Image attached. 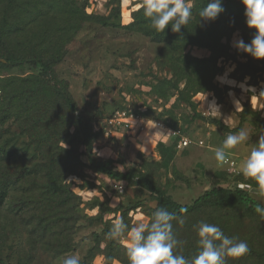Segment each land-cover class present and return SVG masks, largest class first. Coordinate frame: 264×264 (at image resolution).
I'll return each mask as SVG.
<instances>
[{"label": "rangeland", "instance_id": "1", "mask_svg": "<svg viewBox=\"0 0 264 264\" xmlns=\"http://www.w3.org/2000/svg\"><path fill=\"white\" fill-rule=\"evenodd\" d=\"M142 3L121 0V15L111 20L119 28L113 29L99 21L112 17L119 6L114 0H16L15 4L0 0V163L6 170L14 174L42 160L50 162L52 155L37 151L24 130L43 137L56 127L60 133L53 134L49 145L54 148L53 165L64 169L71 159L65 151L71 148L89 165L90 153L81 135L76 136L81 130L67 122L58 128L54 120L58 112L51 100L58 85L77 104L75 118L90 125L95 159L113 160L117 170L150 179L177 203L192 205L214 188L255 186L254 180L241 174L259 130H264L254 116L242 125L251 134L247 144L226 150L222 164L214 154L228 134L239 131L246 110L264 120V96L259 97L264 82L256 85L249 76L239 80L237 63L216 57L208 48L158 36L148 24L142 29L140 25L147 22L138 7ZM229 3L223 0L224 11L209 22L228 32L217 29L219 34L211 35L206 30L204 35L216 37L246 63L247 54L234 46L236 40L245 41V8L236 6V1ZM202 4L207 5L205 0H194L192 12ZM191 20L208 26L198 16ZM8 57L20 62L13 64ZM41 60L50 62L51 75L45 73ZM213 104L220 114L205 112ZM45 106H50L49 115L53 113L51 123L37 124ZM67 130L76 138L57 142L67 137ZM56 159L61 160L59 165ZM62 177L71 192L70 203L52 210L29 207L46 195L48 182L41 170L27 171L15 185L8 184L0 198L4 262L61 264L66 256L76 254L80 264H129L126 241L106 234L116 219L129 228L150 223L158 208L156 197L135 183L115 181L88 167L79 175ZM241 189L261 202L249 189ZM49 214L57 216V222L44 232L39 222ZM182 218L183 225L173 222L177 238L183 241L176 254L191 258L198 252L197 226L205 220L248 243L249 253L228 258V264H264V218L254 212L241 205L206 207Z\"/></svg>", "mask_w": 264, "mask_h": 264}, {"label": "clouds", "instance_id": "2", "mask_svg": "<svg viewBox=\"0 0 264 264\" xmlns=\"http://www.w3.org/2000/svg\"><path fill=\"white\" fill-rule=\"evenodd\" d=\"M241 2L245 8L247 27L254 29L255 35L250 43L239 39L234 46L256 60H264V0ZM193 3L194 0H143L138 7L143 8V15L149 19L150 27L156 32L164 33L170 27L173 33L178 34L193 16ZM222 5L223 0H209L207 6L199 10L200 21L214 22L224 11ZM218 79L223 82L222 77ZM262 96L264 91L259 95ZM205 112L220 114L215 104L210 105ZM259 131L258 141L252 144L250 153L241 165L242 176L254 180L255 186L241 183L238 187L249 189L261 201L255 206L254 212L264 218V130ZM250 137V132L244 128L228 134L222 146L215 149V160L224 163L227 159L226 150L247 144ZM174 221L180 225L185 223L177 213L160 207L152 213L150 223L140 222L129 228L122 219H116L106 236L112 240L126 241L125 255L129 264H228V258L243 257L250 251L245 240L228 236L218 225L201 220L197 226L199 250L191 258H186L175 251L183 241L174 232ZM61 264H80V259L76 254L68 255Z\"/></svg>", "mask_w": 264, "mask_h": 264}, {"label": "trees", "instance_id": "3", "mask_svg": "<svg viewBox=\"0 0 264 264\" xmlns=\"http://www.w3.org/2000/svg\"><path fill=\"white\" fill-rule=\"evenodd\" d=\"M233 1H236V6L244 7L241 0H228L229 4L233 5ZM13 4H15L16 0H11ZM115 4L119 3L118 7H115L113 10V15L110 18H103L100 19L99 23L105 28H113L118 29L119 27L116 24H112L111 20L113 17L121 15V0H114ZM206 3L209 0H205ZM207 5L202 4V6H197L193 12L194 16L199 17V10ZM230 11H233L234 8H229ZM143 12V9H142ZM140 14H138L139 16ZM137 19V18H136ZM147 22H145L140 27L143 29L145 28L146 24L150 26V21L148 18ZM138 21L136 20V23ZM200 22L190 20V22L181 29L180 33H173L171 28L168 27L165 29L164 33H158L154 29L153 32L158 34V36H168L169 40H174L177 42H181L185 45H196L199 47H205L210 49V51L218 58L226 57L228 60H232L233 62L237 63L238 68L236 70L237 73L240 74L239 80H244L246 77H250V82H256L258 85L259 82H264V60H256L252 58L250 55H246L247 62L243 63L238 61L234 55L231 53V49L228 46H224L220 44L219 39L216 37L210 36L208 38L205 37V33L208 31L211 35H218L220 30L222 33H227V29L223 28V25H213V23H207L208 26L203 28L199 25ZM137 26V25H136ZM217 26V27H216ZM133 27V26H132ZM147 27V26H146ZM247 30L245 31V43H250L251 37L250 35H255V30L250 32L251 30L248 27H245ZM220 29V30H217ZM207 30V31H206ZM250 30V31H249ZM250 34V35H249ZM8 61L13 64L19 63L20 60L8 57ZM42 65L43 70L48 75L51 73V65L50 62L39 61ZM51 75V74H50ZM49 76V75H48ZM55 92V99L51 100V105H56V110L58 112L57 116H54L58 124V128L62 127V124L67 122V126L69 127H78L81 131L77 134L81 135L83 140V145L86 146L88 152L90 153L89 157V165L86 166L84 163L80 161V157L77 150H73V148L68 149L65 151L69 156H71L70 161L67 165L64 166V169L57 168L53 165V153L54 148L49 147L50 143L52 142V136L54 133L59 134L57 127L52 129L50 133L44 135L43 137L39 136L38 134H33L31 131L24 130L27 134L30 135V138L35 145L37 151L40 153H44L45 151L52 155V158L49 161L44 162L43 160L40 161L34 168H23V169H16L13 173L6 170L3 165L0 163V198L6 194V189L8 184H14L21 180L27 171H32L34 169H39L47 177L48 186L45 190V196L40 199L39 201H33L30 203L29 207L34 208L38 206L40 209L49 207L52 210V207H65L69 205V197L67 194L70 192L67 189V186L63 183L62 176H70V175H79V173L86 167L102 173L108 176L110 179L115 181H126L128 183H135L144 189L148 190L152 195L156 197V201L158 203V208L163 207L166 208L170 212H175L181 217H186L188 215L194 214L195 212L206 208V207H213V208H229L241 205L245 207L247 210L254 212V208L257 205V201L250 197L247 191L241 188L235 189H227V188H214L212 191L206 193L204 196L198 198L192 205L183 206L177 203L171 196H169L161 187H159L156 183L152 182L150 179L145 178L143 176H137L135 173L128 171V172H121L114 167L115 162L113 160H104V159H95L93 157V145H94V136L93 131L90 128V125L82 118H75V115L78 112L77 104L75 103L74 99L71 97L68 91L65 89H61L58 85L54 86ZM48 110H50V106H45L43 110V116H41L40 121L37 124H50V116L48 114ZM65 114V115H64ZM254 116L256 121L260 124V126L264 127V120L258 113H254L253 111L246 110L241 116V124L238 130L242 128L243 122L246 120L247 117ZM48 118V119H47ZM48 127V126H47ZM68 132V130H67ZM46 133V132H45ZM52 133V134H51ZM67 137L59 139L57 142H61L66 138H72L73 140L76 138L75 134L72 135L70 132L67 133ZM49 160V159H48ZM52 160V161H51ZM60 159H56V164L59 165ZM71 193V192H70ZM185 211H181V210ZM255 213V212H254ZM256 214V213H255ZM258 215V214H256ZM259 216V215H258ZM60 221V219H59ZM57 222V216L52 214L45 215L42 220L39 222V227L46 232L53 223ZM63 252H68V249L64 250ZM191 256V255H187ZM0 264H10L5 263L3 258L0 256ZM17 264H25L23 262H18Z\"/></svg>", "mask_w": 264, "mask_h": 264}, {"label": "built area", "instance_id": "4", "mask_svg": "<svg viewBox=\"0 0 264 264\" xmlns=\"http://www.w3.org/2000/svg\"><path fill=\"white\" fill-rule=\"evenodd\" d=\"M185 144L187 145V142Z\"/></svg>", "mask_w": 264, "mask_h": 264}]
</instances>
